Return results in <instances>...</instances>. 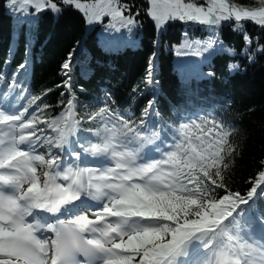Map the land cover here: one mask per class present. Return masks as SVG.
Masks as SVG:
<instances>
[{"label": "snow or ice", "instance_id": "1", "mask_svg": "<svg viewBox=\"0 0 264 264\" xmlns=\"http://www.w3.org/2000/svg\"><path fill=\"white\" fill-rule=\"evenodd\" d=\"M145 2L158 30L180 21L211 31L207 40H186L178 56L187 49L235 56L219 38L222 24L240 34L249 63L264 55V37L246 28L264 33V0ZM4 7L30 30L41 13L59 18L72 8L89 25L108 17L109 28L130 32L141 11L122 0H4ZM73 55L61 65L57 87L69 98L55 116L43 103L52 89L33 95L25 86L27 58L7 83L0 70V264H264V159L243 195L226 183L239 129L211 113L156 127L155 94L139 117L107 92L98 108L78 112ZM154 57L141 83L155 93Z\"/></svg>", "mask_w": 264, "mask_h": 264}, {"label": "trees", "instance_id": "2", "mask_svg": "<svg viewBox=\"0 0 264 264\" xmlns=\"http://www.w3.org/2000/svg\"><path fill=\"white\" fill-rule=\"evenodd\" d=\"M122 2L135 5L133 12L141 10L136 18L138 26L130 32L109 28L108 17L89 25L72 8L59 18L48 11L41 13L30 30L18 23L4 7V0H0V70L8 76L6 83L13 70L27 58L29 74L23 78L25 86L33 95L52 89L43 103L50 106L47 115L55 116L61 111V99L66 103L69 98L67 89L57 85L64 79L61 65L73 52L72 84L78 112L98 108L107 92L116 107L130 109L135 117L140 116L155 94L154 107L160 113L154 118L156 127H175L183 116L199 108L200 116L209 113L221 116L239 129L234 136L239 155L235 156L226 183L232 191L243 195L249 188V177L259 170V161L264 159V55L257 54V62L249 63L240 55L243 46L240 34L222 24L219 38L224 46L236 50L235 56L218 50L203 56L191 55L195 49H187L188 55L178 56V51L185 50L186 40H207L211 31L180 21L169 22L165 29L158 30L144 12L148 7L145 0ZM246 28L251 35L264 37L252 24H246ZM259 43L264 44V38ZM88 54L91 60L86 62ZM153 54L154 79L158 82L155 93L141 83ZM6 60L10 63L5 64ZM229 63H238L240 69L230 72ZM209 72L213 75H205ZM62 92L66 93L64 97Z\"/></svg>", "mask_w": 264, "mask_h": 264}, {"label": "bare ground", "instance_id": "3", "mask_svg": "<svg viewBox=\"0 0 264 264\" xmlns=\"http://www.w3.org/2000/svg\"><path fill=\"white\" fill-rule=\"evenodd\" d=\"M30 220V219H29ZM43 222V221H42ZM49 222H51V221H49ZM45 235H48V234H45ZM41 238H43V237H41Z\"/></svg>", "mask_w": 264, "mask_h": 264}]
</instances>
